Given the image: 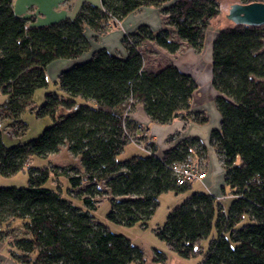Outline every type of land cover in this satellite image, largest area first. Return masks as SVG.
Returning <instances> with one entry per match:
<instances>
[{
	"label": "trees",
	"instance_id": "1",
	"mask_svg": "<svg viewBox=\"0 0 264 264\" xmlns=\"http://www.w3.org/2000/svg\"><path fill=\"white\" fill-rule=\"evenodd\" d=\"M148 6L163 15V28L155 32L140 25L124 34V57L105 48L94 50L87 60L57 75L64 95L49 92L39 107L30 105L36 89L48 84L49 63L77 58L90 49L85 27L97 39L128 14ZM218 8L217 0H100L99 6L82 3L72 18L31 25L34 15L17 16L12 0H0V94L5 96L0 118L8 120L15 136L27 128L20 120L27 108L36 117L52 119L37 137L10 147L3 143L0 129V175L11 176L25 168L28 172L27 186L0 187V232L2 225L16 219L24 231L10 240V256L16 263L156 264L166 260L165 253L154 249L148 262L138 246L97 221L93 212L106 197L110 222L145 227L161 194H179L190 186L176 184L171 164L193 154L206 159L200 140L178 139L158 156L144 128L128 114L140 104L156 124L175 119L207 121L204 113L191 110L196 90L191 75L172 63L156 70L145 67L141 45L151 41L173 54L185 43L199 53ZM211 73L221 121L209 142L224 170L221 194H230L229 205L225 209L216 196L193 191L169 211L154 233L178 256H200L197 264H264V24L220 29L212 42ZM178 137L175 132L166 141L173 143ZM134 139H146L145 154L117 160ZM64 145L81 170L68 166L62 175L70 190L77 188L74 198L82 206L44 186L52 170L30 166L32 157H47ZM212 231L203 250L201 241Z\"/></svg>",
	"mask_w": 264,
	"mask_h": 264
},
{
	"label": "rangeland",
	"instance_id": "2",
	"mask_svg": "<svg viewBox=\"0 0 264 264\" xmlns=\"http://www.w3.org/2000/svg\"><path fill=\"white\" fill-rule=\"evenodd\" d=\"M217 1L219 4L218 15L210 21V24L205 33V39L202 50L199 53H196L198 57L195 60L193 58L188 60H180L179 66L181 69L186 68L184 70H191L194 73L203 72V71L211 72L210 70L211 50H212L213 39L220 29L232 25V22L229 19H227L226 14L228 12L230 4L234 3L236 0H217ZM149 11L150 10H145V12H141V13L137 12L136 14H133L134 16H130L131 18L127 20V23L134 22L138 24H147L148 22H151V20L153 19V15H152L153 12H149ZM168 29L171 32V36L174 39H178L173 27L168 26ZM186 46L187 44L184 43L181 49L182 50L186 49L185 48ZM110 48L109 50H111L112 52L120 54V51H118L119 49H117L118 47H112L111 49ZM141 51L144 56L145 67L147 68H156L160 66L159 64H164L165 62H167L165 60V57H163L164 55L157 53L154 50V48H152V46L148 44L147 41L142 43ZM87 58L88 57H85V53H83L77 58L78 61L76 63L83 62ZM60 61L63 62H61V64L55 63L53 64V66H51V68H48V75H47L48 84L46 87L36 89L30 103L32 107L34 108L39 107L45 101L46 93L51 92V93H56L59 96L64 95L59 85L56 83V80H53V76H55L53 74L54 72H56V70L58 71L65 70L66 68H69L71 65L70 64L66 65L65 61H70L68 59H64V60L60 59ZM200 86L202 85L200 84ZM4 101H5V96L0 94V106ZM20 120H22L27 124V128L23 134L19 136H15L12 134V130L9 127L8 120L0 118V129H2L3 131L2 140L3 143L8 147L19 143H24L32 138L37 137L44 128H46L52 123V119L50 116L36 117L29 108L25 109L21 113ZM145 141L146 139H143L142 141H136L134 139L132 143L127 144L123 149V151L116 156L117 160H125L136 154L144 155L145 150L143 148L145 147L143 146V144ZM191 158L193 161L199 164L198 163L199 160L197 156L193 154ZM30 166L34 168L45 167L48 168L49 170H52V172H50L49 179L44 186L47 188H51V189L53 188L59 190L63 196L65 197L70 196L71 198L74 199L72 200L76 205L82 206L81 202L74 198L77 192V188L70 190L67 180L62 175L63 169L68 166H73L81 170L77 158L67 151L65 145L61 146V148L56 153L50 154L47 157L44 158L36 157V156L32 157V159L30 160ZM27 179H28V172L26 168L11 176L0 175V187H17V188L25 187L27 186ZM202 181L192 182L185 192L179 194H174L172 192L161 194L159 196L158 206L155 209L154 213L151 215L150 219L147 221L145 227L139 223H136L131 226H126V225H119L110 222L106 218V213L109 210V203L107 200H105L106 197H102L100 199V201L97 204V208L93 212V214L97 221L105 223L107 226L110 227V229L113 232L123 234L132 242V244L138 246L142 250L144 257L148 260V262L151 261L154 255V249H157L165 253L166 260L163 263H156V264H197L200 260V256L191 257V258H183L178 256L175 252L169 250L166 247L165 243L156 236V234L154 233V229L156 227L162 226L166 220L169 211L173 207L179 205L191 192L193 191L204 192ZM224 198L221 200V203H223ZM21 223H22L21 220L16 219L10 221L7 224L2 225L1 227L2 232H0V242H1L0 254L4 256L7 255L6 256L7 260H9L8 259L9 252L7 251L11 247L10 240H12L15 237H21L24 234V231L21 228L22 227ZM212 235H213V231L207 238L201 241V247L203 248V250H206Z\"/></svg>",
	"mask_w": 264,
	"mask_h": 264
},
{
	"label": "crops",
	"instance_id": "3",
	"mask_svg": "<svg viewBox=\"0 0 264 264\" xmlns=\"http://www.w3.org/2000/svg\"><path fill=\"white\" fill-rule=\"evenodd\" d=\"M84 2H88L97 6L100 5V0H12V8L14 13L20 17H28L31 14L34 15L35 22L31 23V25H47L66 17L72 18L79 10L81 4ZM145 10H150L149 12H153V19L151 22H148L147 24H138L134 22L127 23V20L131 18L130 16H134L133 14H136L137 12H145ZM163 19L164 18L162 14L157 8L148 6L128 14L118 21L114 28H111L105 34L98 36L97 39H94V32L89 27H85L84 33L91 43L90 49L85 52V57L89 58L94 50L100 48H105L109 52L114 53L109 50L110 47H118L117 49H119L118 51H120V54H114L124 57L126 52L121 44V38L124 34L133 32L140 25H147L152 31L156 32L164 27ZM148 44H150V46H152V48H154L157 53L164 55L163 57H165L167 62L164 64H159L160 66L172 63L181 72L191 75L196 83V90L193 93L191 101V110L204 113L207 116V121L200 124L196 122L185 123L179 119H175L166 125L156 124L150 121L149 117L144 113L142 105L140 104H137L130 112L129 119L144 128V135H146V137H148L150 141L156 145L158 151H156V154L158 156H160L165 149L172 147L178 139L185 137L198 138L200 142L206 147V159L202 160L198 158V163L201 169H203L206 173L204 179H202L203 181L201 180L203 183L204 192L216 197L220 195L222 196L221 186L223 185L224 170L215 149L210 145L209 142L211 132L214 129L219 128L221 121L220 113L218 112L214 102L216 91L210 83L212 73L209 71L194 73L191 70H184L186 68H180V60H188L192 58L195 60L198 57L196 54L197 52H195L188 45L185 47L186 49L182 50L180 48L179 51L172 54L162 47L157 46L154 42L148 41ZM77 58L68 59L70 61H65L66 65L70 64L72 66L78 61ZM61 62L63 61L57 59L49 63L46 66V76L48 75V68H51V66H53L55 63L61 64ZM157 68L158 67L149 69L156 70ZM60 72L61 71L58 70L54 72L53 75L55 76H53V80H56L57 75ZM200 84L202 86H200ZM175 132H179V137L173 143H168L166 138ZM229 201L230 195L226 196L223 200L225 209H227ZM7 252H9V260L6 258L7 255L4 256L0 254V264H18L11 258L10 250Z\"/></svg>",
	"mask_w": 264,
	"mask_h": 264
},
{
	"label": "water",
	"instance_id": "4",
	"mask_svg": "<svg viewBox=\"0 0 264 264\" xmlns=\"http://www.w3.org/2000/svg\"><path fill=\"white\" fill-rule=\"evenodd\" d=\"M232 24H243L249 26H260L264 24V1L230 4L226 14Z\"/></svg>",
	"mask_w": 264,
	"mask_h": 264
},
{
	"label": "built area",
	"instance_id": "5",
	"mask_svg": "<svg viewBox=\"0 0 264 264\" xmlns=\"http://www.w3.org/2000/svg\"><path fill=\"white\" fill-rule=\"evenodd\" d=\"M191 156L188 155L184 161L171 164V171L177 185H187L194 181H201L206 175L205 171L201 169L199 164L192 160ZM223 198L224 195H220L216 197V200L221 201Z\"/></svg>",
	"mask_w": 264,
	"mask_h": 264
}]
</instances>
